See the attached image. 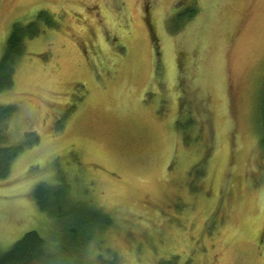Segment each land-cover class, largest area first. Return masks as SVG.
Returning a JSON list of instances; mask_svg holds the SVG:
<instances>
[{
  "label": "rangeland",
  "instance_id": "obj_1",
  "mask_svg": "<svg viewBox=\"0 0 264 264\" xmlns=\"http://www.w3.org/2000/svg\"><path fill=\"white\" fill-rule=\"evenodd\" d=\"M35 20L0 93L23 146L0 252L33 230L56 248L46 184L112 219L88 261L264 264V0H0V60Z\"/></svg>",
  "mask_w": 264,
  "mask_h": 264
},
{
  "label": "trees",
  "instance_id": "obj_2",
  "mask_svg": "<svg viewBox=\"0 0 264 264\" xmlns=\"http://www.w3.org/2000/svg\"><path fill=\"white\" fill-rule=\"evenodd\" d=\"M192 13V12H191ZM44 14L40 13V17ZM39 33L37 21L28 26L16 23L8 37L6 51L0 60V93L11 89L17 60L24 54L26 36L34 37ZM15 107L12 104L0 105V179L7 178L13 161L20 155L23 146H5L7 138V120L12 116ZM263 138L264 145V104ZM64 187V186H63ZM35 198L43 210L61 224L58 245L51 248L47 240L37 231H29L19 239L7 252H0V264H121L117 254H98L96 262L88 261L85 248L97 240L101 232L108 229L112 219L96 209L81 207L71 203L66 190H54V186L40 184L35 191ZM110 252L109 250H107ZM176 259L161 260L159 264H177Z\"/></svg>",
  "mask_w": 264,
  "mask_h": 264
}]
</instances>
